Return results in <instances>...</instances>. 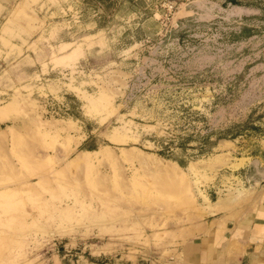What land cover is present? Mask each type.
I'll use <instances>...</instances> for the list:
<instances>
[{
	"label": "rangeland",
	"instance_id": "rangeland-1",
	"mask_svg": "<svg viewBox=\"0 0 264 264\" xmlns=\"http://www.w3.org/2000/svg\"><path fill=\"white\" fill-rule=\"evenodd\" d=\"M262 191L264 0H0V264H158Z\"/></svg>",
	"mask_w": 264,
	"mask_h": 264
},
{
	"label": "crops",
	"instance_id": "crops-1",
	"mask_svg": "<svg viewBox=\"0 0 264 264\" xmlns=\"http://www.w3.org/2000/svg\"><path fill=\"white\" fill-rule=\"evenodd\" d=\"M207 226L158 264H264V191L237 219ZM114 264H153L140 261Z\"/></svg>",
	"mask_w": 264,
	"mask_h": 264
},
{
	"label": "trees",
	"instance_id": "trees-1",
	"mask_svg": "<svg viewBox=\"0 0 264 264\" xmlns=\"http://www.w3.org/2000/svg\"><path fill=\"white\" fill-rule=\"evenodd\" d=\"M220 137L221 136H219L217 139H219ZM214 143H215V141H211L207 137L203 138V142L201 143V146L199 147L200 152L207 151L212 145H214ZM163 154H165V153H163Z\"/></svg>",
	"mask_w": 264,
	"mask_h": 264
}]
</instances>
